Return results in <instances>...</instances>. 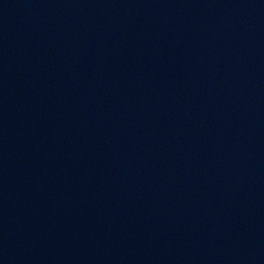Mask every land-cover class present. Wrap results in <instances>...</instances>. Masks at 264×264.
<instances>
[{
  "label": "water",
  "instance_id": "95a60500",
  "mask_svg": "<svg viewBox=\"0 0 264 264\" xmlns=\"http://www.w3.org/2000/svg\"><path fill=\"white\" fill-rule=\"evenodd\" d=\"M0 264H264V0H0Z\"/></svg>",
  "mask_w": 264,
  "mask_h": 264
}]
</instances>
